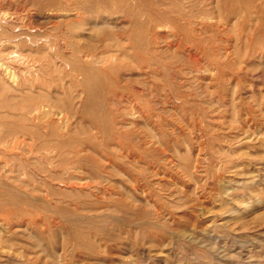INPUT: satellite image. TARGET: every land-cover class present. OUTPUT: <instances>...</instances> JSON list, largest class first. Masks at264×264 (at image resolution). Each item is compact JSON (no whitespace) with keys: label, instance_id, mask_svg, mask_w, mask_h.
I'll return each instance as SVG.
<instances>
[{"label":"rangeland","instance_id":"obj_1","mask_svg":"<svg viewBox=\"0 0 264 264\" xmlns=\"http://www.w3.org/2000/svg\"><path fill=\"white\" fill-rule=\"evenodd\" d=\"M0 264H264V0H0Z\"/></svg>","mask_w":264,"mask_h":264},{"label":"bare ground","instance_id":"obj_2","mask_svg":"<svg viewBox=\"0 0 264 264\" xmlns=\"http://www.w3.org/2000/svg\"><path fill=\"white\" fill-rule=\"evenodd\" d=\"M22 19V18H21ZM18 57V56H17ZM6 85V84H5ZM10 89V88H9ZM35 99V98H34Z\"/></svg>","mask_w":264,"mask_h":264}]
</instances>
